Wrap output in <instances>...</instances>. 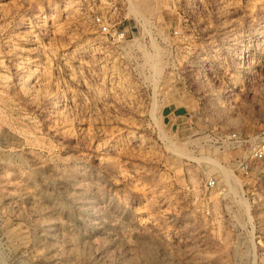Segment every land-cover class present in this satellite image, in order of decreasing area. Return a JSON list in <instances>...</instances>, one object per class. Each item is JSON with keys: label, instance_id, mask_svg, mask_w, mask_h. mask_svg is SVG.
Masks as SVG:
<instances>
[{"label": "rangeland", "instance_id": "obj_1", "mask_svg": "<svg viewBox=\"0 0 264 264\" xmlns=\"http://www.w3.org/2000/svg\"><path fill=\"white\" fill-rule=\"evenodd\" d=\"M122 1L0 0V264H264V0Z\"/></svg>", "mask_w": 264, "mask_h": 264}, {"label": "built area", "instance_id": "obj_2", "mask_svg": "<svg viewBox=\"0 0 264 264\" xmlns=\"http://www.w3.org/2000/svg\"><path fill=\"white\" fill-rule=\"evenodd\" d=\"M95 1V0H94ZM98 1V4H101V0ZM121 4L123 1L121 0ZM123 10L116 6V3H109L102 10L95 12L92 15V20L95 26H97L98 31L105 35L110 36L113 41L119 42L126 38V28L122 26V20L120 18L125 17ZM176 33V31H174ZM231 137L235 139L237 136L235 133L231 134ZM252 155L255 159L264 158V141L259 142L253 147ZM216 180L210 178L206 181V187L210 188L215 186Z\"/></svg>", "mask_w": 264, "mask_h": 264}, {"label": "bare ground", "instance_id": "obj_3", "mask_svg": "<svg viewBox=\"0 0 264 264\" xmlns=\"http://www.w3.org/2000/svg\"><path fill=\"white\" fill-rule=\"evenodd\" d=\"M132 2V1H131ZM130 5H131V3H130ZM132 6V5H131Z\"/></svg>", "mask_w": 264, "mask_h": 264}]
</instances>
